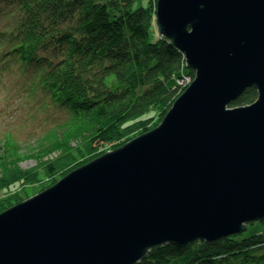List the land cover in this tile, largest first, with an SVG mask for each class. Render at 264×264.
Instances as JSON below:
<instances>
[{"label": "water", "instance_id": "95a60500", "mask_svg": "<svg viewBox=\"0 0 264 264\" xmlns=\"http://www.w3.org/2000/svg\"><path fill=\"white\" fill-rule=\"evenodd\" d=\"M195 78L159 126L0 214V264H139L264 220V0H157ZM251 87L258 99L231 108Z\"/></svg>", "mask_w": 264, "mask_h": 264}, {"label": "trees", "instance_id": "16d2710c", "mask_svg": "<svg viewBox=\"0 0 264 264\" xmlns=\"http://www.w3.org/2000/svg\"><path fill=\"white\" fill-rule=\"evenodd\" d=\"M141 1L0 0V19L10 23L0 31L4 60L25 69L33 90L68 115L55 140L37 150L51 157L43 166L49 188L107 153L93 143L102 132L123 141L117 149L159 126L187 88L171 82L185 73L195 78L183 53L159 35L157 0ZM257 99L251 87L230 107ZM7 145H0V214L23 202L16 186L39 181L38 169L18 167L19 146ZM139 264H264V220L217 242L154 248Z\"/></svg>", "mask_w": 264, "mask_h": 264}, {"label": "rangeland", "instance_id": "374dc122", "mask_svg": "<svg viewBox=\"0 0 264 264\" xmlns=\"http://www.w3.org/2000/svg\"><path fill=\"white\" fill-rule=\"evenodd\" d=\"M149 1L142 0L139 5H147ZM9 25L7 19H0V31ZM5 48L1 46L0 42V145L16 144L23 156L18 167L24 171L38 169V182L27 184L25 187L16 186L12 190L17 191L25 201L45 191L52 184L53 180L46 175L43 168L44 163L51 157H42L37 150L40 148V144L55 140L57 135H53L54 130L63 123L62 121L66 120L68 115L53 107L49 100L33 90V81L25 73V69L20 72L19 64H11L10 57L4 60L8 56ZM176 82L177 79L173 80L171 84L175 85ZM153 112L156 113V111ZM138 132L140 130H135L127 137L136 136ZM121 142L123 141L111 140L110 135L105 131L93 143L101 151L108 152L116 149L114 146ZM76 143L79 141L73 140V144ZM59 154L55 153L52 158Z\"/></svg>", "mask_w": 264, "mask_h": 264}, {"label": "built area", "instance_id": "2783aa9c", "mask_svg": "<svg viewBox=\"0 0 264 264\" xmlns=\"http://www.w3.org/2000/svg\"><path fill=\"white\" fill-rule=\"evenodd\" d=\"M193 77L191 75H188L187 73L183 74L182 77L177 78V84L184 86V87H188L191 85V83L193 82Z\"/></svg>", "mask_w": 264, "mask_h": 264}]
</instances>
